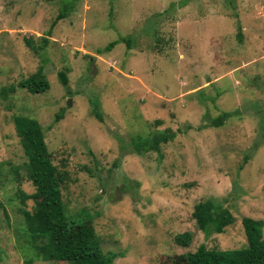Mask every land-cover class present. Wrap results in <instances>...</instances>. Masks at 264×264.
<instances>
[{
    "label": "rangeland",
    "instance_id": "374dc122",
    "mask_svg": "<svg viewBox=\"0 0 264 264\" xmlns=\"http://www.w3.org/2000/svg\"><path fill=\"white\" fill-rule=\"evenodd\" d=\"M40 67L46 91L17 86ZM19 114L41 124L67 212L88 214L113 264L243 247L241 218L264 220V0H0V264H73L42 260L26 229ZM160 131L175 136L135 152ZM207 198L234 216L222 233L192 217Z\"/></svg>",
    "mask_w": 264,
    "mask_h": 264
},
{
    "label": "trees",
    "instance_id": "16d2710c",
    "mask_svg": "<svg viewBox=\"0 0 264 264\" xmlns=\"http://www.w3.org/2000/svg\"><path fill=\"white\" fill-rule=\"evenodd\" d=\"M69 2L63 4L56 19L65 17ZM47 38L43 37L40 46H45ZM128 42V39H119ZM118 40L111 41L105 49L110 50ZM27 45L34 50L36 46L26 39ZM40 67L36 72L22 79L17 86L32 93L44 92L49 83L42 75ZM60 82L67 85L68 79L63 71L58 72ZM9 90L14 92L15 86ZM94 115L102 121L101 114L95 109ZM218 117L215 125H221L224 117ZM13 123L19 137L22 151L26 157V174L34 186L30 197L34 206L31 211L23 210L26 229L32 239L37 256L42 260L67 261L73 264H113L118 254L102 250L100 239L91 225L90 217L84 210L69 214L62 200L61 177L52 163L39 121L26 115H15ZM174 133L155 132L150 139H133L131 145L135 152L140 150L160 151V142L173 138ZM24 196V195H23ZM192 217L197 228L204 234L224 232L234 222L231 211L221 202L212 198L199 200L193 207ZM246 237V245L234 249L208 248L200 243L194 251L184 254L185 264H264V220L249 216L241 218ZM192 233H178L174 241L177 245L187 247Z\"/></svg>",
    "mask_w": 264,
    "mask_h": 264
}]
</instances>
